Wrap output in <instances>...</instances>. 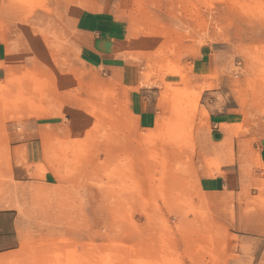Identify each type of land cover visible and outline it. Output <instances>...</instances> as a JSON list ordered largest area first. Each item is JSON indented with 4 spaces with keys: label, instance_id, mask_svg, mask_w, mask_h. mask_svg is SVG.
<instances>
[{
    "label": "rangeland",
    "instance_id": "rangeland-1",
    "mask_svg": "<svg viewBox=\"0 0 264 264\" xmlns=\"http://www.w3.org/2000/svg\"><path fill=\"white\" fill-rule=\"evenodd\" d=\"M0 264H264V0H0Z\"/></svg>",
    "mask_w": 264,
    "mask_h": 264
},
{
    "label": "crops",
    "instance_id": "crops-1",
    "mask_svg": "<svg viewBox=\"0 0 264 264\" xmlns=\"http://www.w3.org/2000/svg\"><path fill=\"white\" fill-rule=\"evenodd\" d=\"M120 16L126 17L129 16V14H126L124 9H122ZM131 24L130 21L126 20L108 21L106 26L101 28L96 34L94 41L95 46H97L103 55H110V52L114 50L118 44L127 43L129 37L132 39L133 28Z\"/></svg>",
    "mask_w": 264,
    "mask_h": 264
}]
</instances>
